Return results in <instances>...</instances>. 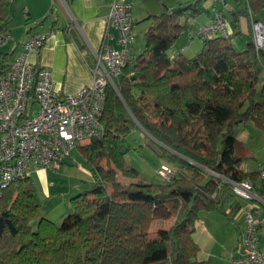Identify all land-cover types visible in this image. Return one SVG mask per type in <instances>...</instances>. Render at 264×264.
<instances>
[{
	"label": "trees",
	"instance_id": "1",
	"mask_svg": "<svg viewBox=\"0 0 264 264\" xmlns=\"http://www.w3.org/2000/svg\"><path fill=\"white\" fill-rule=\"evenodd\" d=\"M202 1L152 0L158 10L149 17L159 21L148 32L145 50L108 85L104 134L84 148L94 185L72 197L73 212L60 225L37 219L40 204L31 175L8 185L0 198V264H211L199 259L194 237L200 212L220 205L231 209L237 198L224 179L205 168L230 180L251 178L264 190L260 170L246 172L236 154L241 124L253 120L264 130V49L251 41L238 51L232 43L241 34L240 16L264 21V0H238L236 32L203 39L197 56L186 59L181 49L170 56L179 33L164 34L162 26L170 21L182 27V18L188 22L202 12ZM13 2L0 0V73L15 55L2 50ZM140 127L176 167L173 178L157 172L163 181L148 182L127 165V137ZM162 210L174 221L151 236Z\"/></svg>",
	"mask_w": 264,
	"mask_h": 264
},
{
	"label": "built area",
	"instance_id": "2",
	"mask_svg": "<svg viewBox=\"0 0 264 264\" xmlns=\"http://www.w3.org/2000/svg\"><path fill=\"white\" fill-rule=\"evenodd\" d=\"M69 9L67 0H54ZM252 43L264 49V21L252 19ZM116 30V45L108 42ZM232 34L223 9H215L211 20L199 25L195 35L211 39ZM48 33L34 31L23 42L9 69L0 73V198L11 182L31 175L34 170L58 169L72 151L84 142L103 136L101 117L108 85L132 60L136 38L132 3L112 0L103 43L93 50L92 81L74 93L55 85L53 70L38 67L30 54H40ZM184 47L178 52L180 55ZM165 179L175 175L165 163L157 169ZM217 177L229 184L230 192L250 204L244 211L246 229L239 234L238 255L230 264H264V190L255 181ZM259 179L264 180V166Z\"/></svg>",
	"mask_w": 264,
	"mask_h": 264
},
{
	"label": "crops",
	"instance_id": "3",
	"mask_svg": "<svg viewBox=\"0 0 264 264\" xmlns=\"http://www.w3.org/2000/svg\"><path fill=\"white\" fill-rule=\"evenodd\" d=\"M112 0H69V9L59 2L54 0H14L12 13L19 11L22 14V25L19 27L13 26L11 20L8 25L9 38L4 44L9 50H15V55L21 51L23 42L34 31L48 33V38L40 54L31 53L30 60L35 62L38 67H48L53 70L55 85L58 89L65 93H74L83 86L92 81L91 64L94 63L93 50H97L103 43V36L107 28L108 14L110 12ZM132 3L133 6V21L136 38L132 43V59L141 54L148 43V32L152 27L156 26L158 19L155 16L149 17L158 10L152 0H126ZM179 3L186 4L193 0H175ZM223 9L227 14L229 28L232 33L236 32L235 22L236 16L234 12L238 11L239 1L234 0H203L202 12L188 22L185 18L180 20L182 27L175 28L170 21H167L162 29L164 34L171 31L179 33V41H182V36L187 30L189 39L193 42L195 29L199 25L209 21L213 17L215 9ZM230 15V17H229ZM31 18V22L27 24V19ZM45 19V21H43ZM238 30L241 32L234 39L236 47L245 44L242 37L248 33H252V22L245 16H240L238 20ZM17 28V29H16ZM21 29V32H16ZM161 31V29L159 30ZM113 37L108 39L112 45H116L117 32L111 29ZM142 38L140 39V35ZM241 36V37H240ZM249 38V36H248ZM250 39V38H249ZM189 41V40H188ZM250 40L249 42H251ZM248 42V43H249ZM177 43L168 52L170 56L174 55L176 50H179ZM179 46V45H178ZM187 47V46H186ZM184 47V50L185 48ZM183 48V47H181ZM185 51H183L184 53ZM183 56V54H182ZM163 68L161 69V71ZM46 169L40 170L45 172ZM90 172V171H89ZM91 174V173H90ZM243 200L235 202L231 207L232 214L241 213L243 209ZM174 219V216H171ZM158 219L163 223L168 218V215L162 210ZM245 222V217H243ZM165 224L163 223V227ZM203 229L209 231L207 226ZM210 232V231H209ZM240 234V233H239ZM234 252L230 258L238 255V242ZM194 237L201 246L198 232H195ZM200 239V240H199ZM202 251V247L200 253ZM199 253V254H200ZM202 260H210L213 264V257L202 258Z\"/></svg>",
	"mask_w": 264,
	"mask_h": 264
},
{
	"label": "rangeland",
	"instance_id": "4",
	"mask_svg": "<svg viewBox=\"0 0 264 264\" xmlns=\"http://www.w3.org/2000/svg\"><path fill=\"white\" fill-rule=\"evenodd\" d=\"M232 1L234 0H229V2ZM12 17L11 24L13 26L19 27L22 25V14L19 11L15 10ZM261 18L264 20V11ZM16 32L20 33L21 29ZM184 32L182 41L177 42L176 47L181 49V47L187 46L183 57L190 59L197 56L202 50L203 39L193 35V42H191L187 30ZM141 36L143 34L140 35V39ZM236 36L232 39L233 46L238 51H242L247 47L250 39L246 34L242 37L245 44L236 47L234 45ZM2 50L8 51V47L3 46ZM237 137L239 142L236 154L243 158L242 169L246 172L261 170L264 166V130L253 120H249L238 128ZM127 141L129 146V150L125 155L127 165L138 169L145 181L162 182V178L157 174V169L162 163H168L164 161L161 155L162 147L159 142L141 127L129 134ZM90 142H84L74 149L58 169L47 168L43 173L39 170L31 172V178L36 185L35 196L40 204L37 219L48 218L56 225H60L64 218L73 212L72 197L92 189L94 179L89 172L88 163L83 155L85 146ZM170 166L176 169L174 165ZM258 181L261 182L259 178ZM242 205L244 206L241 213L235 215L232 214L231 209L221 205L219 206L220 209L202 210L200 212L196 228V232H198L201 239L199 240L202 243L199 259L212 256L213 264H230V257L236 252L235 246L237 245L238 234L246 229L243 217L244 211L249 208L250 204L243 202ZM168 218L163 222L167 228L174 221L170 215H168ZM37 219L33 221V225H36ZM161 221L158 217L154 220L151 236H155L159 228L163 227ZM203 226H207L210 232L204 230Z\"/></svg>",
	"mask_w": 264,
	"mask_h": 264
},
{
	"label": "water",
	"instance_id": "5",
	"mask_svg": "<svg viewBox=\"0 0 264 264\" xmlns=\"http://www.w3.org/2000/svg\"><path fill=\"white\" fill-rule=\"evenodd\" d=\"M142 128V127H141ZM145 130V129H144ZM147 132V131H146ZM147 134H149L148 132H147ZM151 136V135H150ZM207 171H209L210 173H212V174H214V175H219V173H217V172H215L214 170H211V169H208V168H205Z\"/></svg>",
	"mask_w": 264,
	"mask_h": 264
}]
</instances>
